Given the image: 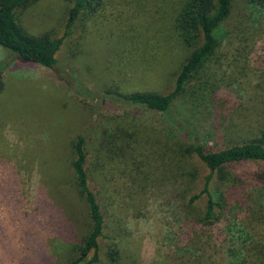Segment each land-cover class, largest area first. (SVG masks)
I'll return each mask as SVG.
<instances>
[{
    "label": "rangeland",
    "instance_id": "obj_1",
    "mask_svg": "<svg viewBox=\"0 0 264 264\" xmlns=\"http://www.w3.org/2000/svg\"><path fill=\"white\" fill-rule=\"evenodd\" d=\"M185 0H105L75 21L54 68L25 62L0 46V264H66L91 229L72 168L74 144L86 138L89 185L105 218V264L117 244L122 264H264V187L252 173L230 171L249 188L228 200L220 220L199 221L205 202L189 197L210 170L197 158L174 164L170 148L184 136L168 118L114 102L120 94L167 95L191 56L175 29ZM69 0H36L17 9L29 35L62 38ZM237 0L216 35L221 44L172 109L210 151L264 131V13ZM200 45V44H199ZM198 45V46H199ZM198 172L191 193L176 172ZM215 176L213 193L220 184ZM254 191V192H253ZM92 256L89 255L88 259Z\"/></svg>",
    "mask_w": 264,
    "mask_h": 264
},
{
    "label": "trees",
    "instance_id": "obj_2",
    "mask_svg": "<svg viewBox=\"0 0 264 264\" xmlns=\"http://www.w3.org/2000/svg\"><path fill=\"white\" fill-rule=\"evenodd\" d=\"M34 1L36 0H0V46L9 56L18 57L22 61L36 63L47 68H54L58 63L57 54L63 40L75 21L81 15L97 12L105 0H69L73 7L69 12L66 34L62 38L31 36L19 26L15 16L16 10L25 8ZM236 1L185 0L175 19V29L183 43L188 48H194V51L183 65L172 92L167 95L150 92L120 94L108 90L106 93V97L113 99L114 102L145 107L164 114L185 139V141H176L170 148L173 163L178 164L180 161L190 163L194 157H197L210 170V174L199 186L198 193L189 197L191 205L205 202V210L199 221L206 225L214 224L220 220L216 209L225 211L229 199L234 198L240 191L245 195L249 191V188L244 184L245 181L233 174L230 169L246 162L264 164V131L261 136L244 140L241 144L232 145L219 151H210L183 119L172 115L173 106L183 96L186 85L220 46L221 41L216 33L230 16ZM246 1L258 9L259 14L264 13V0ZM4 69L5 64H0V90L3 88L1 78ZM74 154L75 160L72 162V168L75 182L80 197L87 204L91 229L83 244L78 248L79 256L66 264H105L100 245L101 238L106 237L104 233L105 218L98 199L89 185L88 157L84 136L77 138L74 144ZM191 167L189 164L183 172H176L175 176L169 179L173 186L180 183L184 187L187 186V194L192 192V188L198 181V172ZM215 176H218L217 180L220 184L218 200L215 198L212 188ZM251 177L257 185L264 187V171L252 173ZM90 254L92 256L88 259ZM106 257L110 264H122V253L117 244L108 248Z\"/></svg>",
    "mask_w": 264,
    "mask_h": 264
}]
</instances>
